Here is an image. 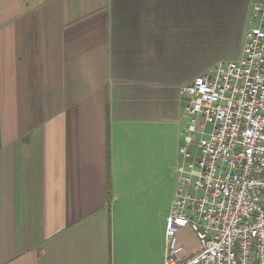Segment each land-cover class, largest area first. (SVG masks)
I'll use <instances>...</instances> for the list:
<instances>
[{
    "label": "crops",
    "instance_id": "1",
    "mask_svg": "<svg viewBox=\"0 0 264 264\" xmlns=\"http://www.w3.org/2000/svg\"><path fill=\"white\" fill-rule=\"evenodd\" d=\"M249 2L0 0V264H164L179 90Z\"/></svg>",
    "mask_w": 264,
    "mask_h": 264
},
{
    "label": "built area",
    "instance_id": "2",
    "mask_svg": "<svg viewBox=\"0 0 264 264\" xmlns=\"http://www.w3.org/2000/svg\"><path fill=\"white\" fill-rule=\"evenodd\" d=\"M248 23L238 60L179 90L184 124L164 264H264V0L252 1Z\"/></svg>",
    "mask_w": 264,
    "mask_h": 264
},
{
    "label": "rangeland",
    "instance_id": "3",
    "mask_svg": "<svg viewBox=\"0 0 264 264\" xmlns=\"http://www.w3.org/2000/svg\"><path fill=\"white\" fill-rule=\"evenodd\" d=\"M253 0H250L249 6L247 7L248 12H247V21H246V16H245V21L244 24H242V29H241V34L243 36L244 34V29L249 25L248 23V15L251 7V3ZM207 18H206V31H207V70L206 74L212 70L214 67H216L220 62L223 61H233L236 59L238 56L239 51L242 49V40L240 44H236V49L234 52H231L227 50L224 45H222V48H219L218 50L214 51V48L211 44V38L213 37L212 33L213 31H220L223 29L224 23L228 21L229 15L230 14H223V13H207ZM229 30H227V33ZM218 35H216V38ZM217 54H216V53ZM180 144V142H179ZM179 148V145H178ZM177 177V176H176ZM177 189V179H174V199H175V192ZM174 201V200H173ZM186 243L189 245V247L192 248H198L197 241L195 239L191 240L189 237L185 239Z\"/></svg>",
    "mask_w": 264,
    "mask_h": 264
}]
</instances>
